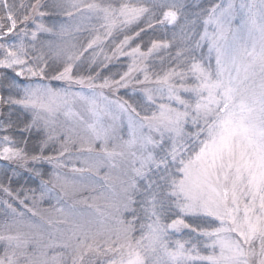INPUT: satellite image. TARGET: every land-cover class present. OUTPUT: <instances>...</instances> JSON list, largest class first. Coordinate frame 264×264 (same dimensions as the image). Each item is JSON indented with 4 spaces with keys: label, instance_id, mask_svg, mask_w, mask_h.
I'll return each mask as SVG.
<instances>
[{
    "label": "snow or ice",
    "instance_id": "snow-or-ice-1",
    "mask_svg": "<svg viewBox=\"0 0 264 264\" xmlns=\"http://www.w3.org/2000/svg\"><path fill=\"white\" fill-rule=\"evenodd\" d=\"M0 264H264V0H0Z\"/></svg>",
    "mask_w": 264,
    "mask_h": 264
}]
</instances>
